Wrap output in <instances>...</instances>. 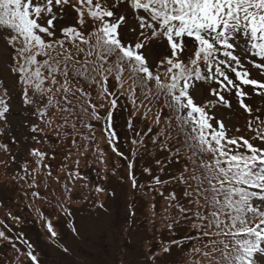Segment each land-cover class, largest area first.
<instances>
[{
	"label": "snow or ice",
	"instance_id": "snow-or-ice-1",
	"mask_svg": "<svg viewBox=\"0 0 264 264\" xmlns=\"http://www.w3.org/2000/svg\"><path fill=\"white\" fill-rule=\"evenodd\" d=\"M122 4L136 19V28L131 29L136 33L135 41L123 35L128 17L113 10ZM66 7L76 13L80 28L89 19L92 21L87 35L70 25L60 28L61 35L57 37L56 21ZM0 23L14 29L8 41L15 53L11 70L21 82L23 102L31 105L37 98L47 99L43 109L37 108L41 118L56 93H62L66 105H72L68 99L69 94L74 95L70 74L73 80L83 79L90 87L98 86V95L107 100L108 111L102 118L99 109L105 106L101 104L98 109L91 103L90 92L77 89L91 105L90 113L80 105L82 123L85 115L89 120L103 119L107 125L103 131L108 132L110 143L115 137L113 110L120 96L135 106L139 89L143 96L139 100L141 107L163 99L167 115L161 109L153 123L163 124L157 133V139L163 138L161 147L182 137L181 146L191 153L185 157L189 163L177 179L186 185L185 196L196 207L198 224L194 227L209 239L211 253L219 251L217 264H256L255 254L264 253V148L254 146L243 136H230L224 121L210 114V109L221 104L230 108L224 93L234 91L240 106L251 116L253 110L244 101L242 85L254 86L258 95H264L260 91L264 90V82L249 78L241 57L234 52V44L229 42L230 36L242 29L245 36L250 35L255 54L264 58V0H114L111 8L106 0H0ZM186 38L196 45L187 60L182 58ZM153 41H164L168 49V55L155 68L145 52ZM254 66L264 71V63ZM229 72L234 73L236 81ZM110 78L118 92L109 90ZM198 83L209 86V96L215 103L213 99L201 103L194 97ZM8 99L5 90L0 95V119H6L10 110ZM56 105L70 115L75 113V105L61 106L59 100ZM134 111L139 108L134 107ZM147 114L146 111L144 115ZM253 125L255 138L264 143V120L256 116L248 122L250 129ZM85 127L91 129L92 125L85 123ZM39 130L33 127V131ZM4 148L7 150L6 145ZM168 150L172 152V148ZM32 154L44 156L36 149ZM173 155H180V147ZM155 180L161 183L159 177ZM188 211L181 208V212ZM47 226L50 235L56 237L50 221ZM0 238L7 239L5 231H0ZM217 243L222 248L218 249ZM26 254L39 264L33 251Z\"/></svg>",
	"mask_w": 264,
	"mask_h": 264
},
{
	"label": "rangeland",
	"instance_id": "rangeland-1",
	"mask_svg": "<svg viewBox=\"0 0 264 264\" xmlns=\"http://www.w3.org/2000/svg\"><path fill=\"white\" fill-rule=\"evenodd\" d=\"M106 3L111 8L114 0H106ZM113 10L128 17L123 35L128 41H135L136 33L131 31L136 28L135 17L123 4ZM76 21V13L66 7L63 16L56 21L57 37H60L59 29L62 27L75 25L80 28ZM91 30L92 21L89 19L80 31L87 35ZM9 37L7 30L0 28V95L7 90L10 107L6 119H0V229L5 231L7 237L0 238V242L13 240L21 253L0 248V264H34L26 254L28 251L34 252L39 264H189L186 253L190 248L200 249L196 252L200 264H217L219 251L217 254L211 253L209 239L202 235L201 229L194 227L198 224L194 216L196 207L189 203L190 197L184 195L186 185L173 179L177 171H183L185 164L181 163L180 170V165L173 160L166 164L168 156L171 158L168 147L155 144L157 142L153 135L163 128V124L151 125L150 122L161 109L167 115L163 99L152 100L150 105L140 106V111L133 113L127 99L120 96L113 110L115 119L119 118L117 127L113 125L116 137L110 144L108 132L103 131L107 127L103 119L92 120L91 129H85L80 122L83 115L80 105L89 108V111L91 105L77 89L83 88L85 92L91 93L92 88L81 80H73L70 74V87L74 95L69 94L68 99L76 106L75 113L70 115L60 110L56 101H61V106H66V102L63 101L62 93H56L52 105H48L46 116L39 120H43L40 130L33 131L35 125L32 124L38 119L30 118L32 113L27 107L33 109L41 106L40 109H43L47 100L37 98L31 105L23 102L18 75L11 70L15 53L8 43ZM229 42L234 44V52L241 57L244 69L250 73L249 78L264 82V71L254 66L255 63H264V58L252 50L250 35L245 36L241 29L230 36ZM65 46L71 47L69 44ZM195 47V44L186 42L182 58L187 60ZM145 52L153 68L162 57L168 55L164 41H153ZM228 75L236 81L234 73L229 72ZM108 83L110 91L118 92V86L111 78ZM127 87L128 84H125ZM211 87L216 85L212 84ZM242 87L246 93L244 101L253 110L251 116L240 106L234 91L224 93L231 102L230 108L217 105L210 109V114L224 121L230 136H243L254 146L264 148V143L255 138V125L251 129L248 126V122L256 116L264 120V95H258L254 86ZM136 94L139 103L143 96L140 90ZM193 95L201 103L209 99L215 103V99L209 96V86L204 83L196 84ZM91 103L96 104L98 109L101 104L105 106L99 109L103 118L108 111L107 100L94 93ZM149 107L151 111H148ZM146 111L149 117L147 121L139 116ZM149 128H152V132H148ZM28 132L33 134L28 135ZM172 134L176 136V132ZM173 143L175 149L178 144H182V139H174L171 141ZM33 149L44 153V156L32 154ZM179 156L175 157L180 159H177L178 162H182L184 158ZM164 168L170 174V181H173L168 183L166 192L153 194L149 189L151 183L135 191L138 180L139 184L154 181L152 175L161 179ZM141 173L145 174L144 179L139 177ZM170 191L175 193L174 199L164 196ZM31 196H55L60 202L55 207L47 206L42 198ZM13 197L15 201L8 202ZM181 208L190 211L181 212ZM26 213L33 218L39 234L25 226L23 216ZM49 221L57 233L56 237L50 235L47 226ZM200 234V247L187 241L188 237L197 240ZM174 238H183L187 246H171L170 242ZM164 247L169 251H165ZM216 247L219 249L222 245L217 243ZM205 252L214 256H205ZM255 257L258 264H264V253H257Z\"/></svg>",
	"mask_w": 264,
	"mask_h": 264
},
{
	"label": "trees",
	"instance_id": "trees-1",
	"mask_svg": "<svg viewBox=\"0 0 264 264\" xmlns=\"http://www.w3.org/2000/svg\"><path fill=\"white\" fill-rule=\"evenodd\" d=\"M0 28H3V29H5V30H7V32H8V35L10 36L11 34H13L14 33V29H11L8 25H5V24H2V23H0ZM186 42H188V43H192V40L190 39V38H186ZM193 44V43H192ZM79 80H81V82L82 83H85V81L83 80V79H79ZM19 84H21V82L19 81ZM85 84H87L88 86H89V84L88 83H85ZM90 87V86H89ZM90 88H92V90H91V97L93 98V95H94V93H96L97 95H98V90H99V88H98V86H93V87H90ZM89 88V89H90ZM94 89H95V92H93L94 91ZM96 89H98L97 90V92H96ZM138 91H139V89H137ZM99 96V95H98ZM47 100V99H46ZM127 101L129 102V104H130V106H131V108H132V110H133V113L134 112H138V111H134V107H138L139 108V111H140V103H138L137 102V104L134 106L133 104H132V102H131V100L129 99H127ZM138 101V100H137ZM29 105V104H28ZM67 107H70V106H68V105H66ZM41 106H37V107H35V108H30V107H27V109H30L31 111V115H30V118H36V119H38L37 120V122H33V124H32V126L33 125H35V127L36 128H40V123L43 121H39L40 119H41V117L40 116H38V114H37V108H40ZM56 110H57V106H56V108H55ZM89 109V108H88ZM61 110V109H60ZM91 111H89V113H90ZM114 113V112H113ZM44 116H46V114L44 115ZM140 117H142L143 119H145L146 121H147V119H149V117H148V114H147V116H145L144 115V113H142V114H140L139 115ZM151 117V116H150ZM151 120H153V118H151ZM92 120H89V118H88V116L86 117V118H84V127H85V123H90ZM112 121H113V125L115 126V128L117 127V125H118V121H119V118H117L116 117V119H115V116H114V114H113V116H112ZM49 122V121H48ZM81 123H82V121H80ZM151 123V125H156V124H154L153 122H150ZM215 123V122H214ZM117 124V125H116ZM29 127H31V126H29ZM46 127V126H45ZM85 129H87V127H85ZM114 130V132L116 133V131H115V129H113ZM157 133L158 132H156L153 136H154V138H155V141L157 142V143H155L156 144V146H158V147H161V141H162V137L160 138V139H157ZM31 134H33V133H31V132H28V135H31ZM173 135V134H172ZM116 137V136H115ZM117 137H119L118 135H117ZM181 139H182V137H181ZM119 140H120V138H119ZM110 144H113L112 142L110 143ZM182 144H178L177 145V147H180V156L179 157H181V158H184L183 159V161L182 162H178V160H180L179 158H177V157H175L174 155H173V153H174V147H175V143H173V144H171V142L167 145V147H168V149L169 148H172V152H170V155H171V158H170V156H168V160L166 161V164H168V163H171L172 162V160L173 161H175L177 164H179L180 165V167H179V170H180V168H181V163H184L185 165L188 163L187 162V160H186V158L185 157H183V155H186L187 154V156L188 155H191V153L190 152H188L185 148H182V146H181ZM242 151H243V149H242ZM173 157H175V159L173 158ZM178 159V160H177ZM195 159V158H194ZM204 159H210V157H205ZM150 164V163H149ZM149 167H151V168H153V166H149ZM150 170V169H149ZM179 171H177L176 172V174H175V177L173 178V179H177V177H178V174L180 175L181 174V172L182 171H180L179 173H178ZM163 174H164V176H161V179H160V181H161V183H158V184H156V180H155V178H156V176L155 175H152V177L151 178H154V181H151V180H148L147 182H144V183H142V184H139V180H138V187H136V192H137V190H139L140 188H143L142 187V185H144V184H147V183H151L150 184V186H149V189L152 191V193L154 194V192L155 193H159V194H161V193H164V192H166V190H167V188H168V183H170V182H173V181H170L171 180V178H170V174H169V172H168V170L167 169H165L164 168V171L162 172ZM142 175H144L143 177H142ZM161 175V174H160ZM187 175V174H186ZM137 175H136V173H135V177H136ZM139 177H141V178H145V174H143V173H141L140 174V176ZM163 179V180H162ZM177 182H179V181H177ZM186 191V190H185ZM185 191H184V195H185ZM175 195V193L173 192V191H170L169 193H167V194H165L164 196H172V195ZM68 195V194H67ZM34 197H40V198H42L43 200H44V204H46L47 206H57V203H59L60 201H59V199H58V197H55V196H31V198H34ZM173 199V198H172ZM15 201V198L13 197V198H9L8 199V202H10V203H13ZM168 205V204H167ZM176 206V205H175ZM173 207H174V205H173ZM173 215V214H172ZM175 218H176V215H173ZM23 217H25V220H26V223H24L25 224V226H27L28 227V230L30 229L31 231L32 230H36L35 232H37L38 233V228H37V226H36V224H35V222L33 221V218L31 217V216H29L27 213L23 216ZM170 216H168V218H169ZM54 226H57V225H55L54 224ZM206 230V229H205ZM214 230V229H213ZM0 231H1V229H0ZM39 234V233H38ZM178 235H179V233H178ZM200 236H201V234L200 235H198L197 237H196V239L197 240H193L192 238H190V237H188V239H187V241H191L192 243H195V245L197 246V247H200L202 244H198V240L200 239ZM164 240H165V238L164 237H162ZM160 239V241H161V238H159ZM180 239H182V240H180ZM163 243H166L165 241H162ZM175 242V243H174ZM15 242L12 240V241H9V240H5L4 242H0V248H10L11 250H13V252H17V253H21V249L20 248H17V246H16V244H14ZM171 243V246H174V245H176V244H179V245H181L182 247H186L187 246V244H185V243H183V238H179V239H177V238H174V240L172 241V242H170ZM166 247H164V249H165ZM195 249L196 248H190L188 251H187V253H186V256H187V258L190 260V263L189 264H200L201 263V260L199 259V257L197 256L196 257V252L197 251H195ZM186 251V250H185ZM216 254H217V252H215ZM259 253V252H258ZM19 255V254H18ZM257 255V253L255 254V256ZM212 256H214V254H211L209 257L210 258H212ZM254 256V259H255V261H256V264H258V260L256 259V257ZM207 260H208V258H207ZM166 264V263H165Z\"/></svg>",
	"mask_w": 264,
	"mask_h": 264
}]
</instances>
